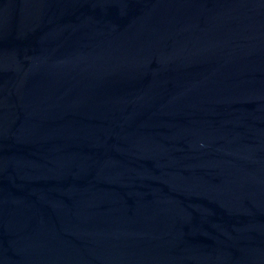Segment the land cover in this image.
<instances>
[{"label":"water","instance_id":"water-1","mask_svg":"<svg viewBox=\"0 0 264 264\" xmlns=\"http://www.w3.org/2000/svg\"><path fill=\"white\" fill-rule=\"evenodd\" d=\"M0 264H264V0H0Z\"/></svg>","mask_w":264,"mask_h":264}]
</instances>
